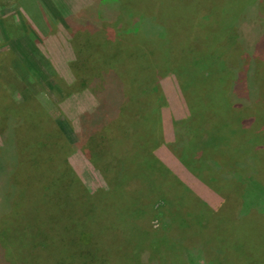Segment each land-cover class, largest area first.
Returning a JSON list of instances; mask_svg holds the SVG:
<instances>
[{
	"label": "rangeland",
	"instance_id": "obj_1",
	"mask_svg": "<svg viewBox=\"0 0 264 264\" xmlns=\"http://www.w3.org/2000/svg\"><path fill=\"white\" fill-rule=\"evenodd\" d=\"M130 1L136 6L145 0ZM182 1L153 0L146 25L157 37L130 33L118 45L123 38L113 34L115 23L102 25L101 39L93 44H87V29L65 26L66 16L92 0H0V88L19 106L9 115L16 117L0 118V264H264V242H255L264 241V0H210L208 11L217 8L212 15L205 7L195 13L189 0L192 25L179 30ZM224 16L230 25L219 30ZM76 34L83 39L78 48ZM143 46L150 92H141L140 106L131 101V108L124 106L112 126L120 142L128 126L139 128L137 159L126 164L117 155L100 162L76 138H83V117L96 111V92L115 76V50L126 62L128 50ZM94 49L107 50L108 67L97 66L95 56L87 63ZM78 59L81 67L74 70L85 79L81 90L72 92L68 84L76 77L70 63ZM86 65L97 66L89 71L100 82L86 81ZM127 66L120 68L125 80ZM127 87L120 82L114 91L128 98ZM48 114L75 140L70 161L59 163L52 179L61 184L68 170L76 169L92 192L66 188L55 197L40 185L27 205L12 177L14 163L4 151L2 133L19 143V133L4 131L6 124L18 129L22 120ZM103 166L116 174L120 167L125 180L137 177L147 188L132 199L134 193L116 183L117 193L107 195L97 189L106 178ZM42 172L47 178L46 167ZM119 195L129 203L125 218L117 210ZM225 198L237 208L216 217L212 210ZM252 210H258L256 220H249ZM245 223L255 226V236L242 245L239 229ZM252 241L254 246L247 243Z\"/></svg>",
	"mask_w": 264,
	"mask_h": 264
},
{
	"label": "trees",
	"instance_id": "obj_2",
	"mask_svg": "<svg viewBox=\"0 0 264 264\" xmlns=\"http://www.w3.org/2000/svg\"><path fill=\"white\" fill-rule=\"evenodd\" d=\"M187 1L189 0L182 1L183 9L185 12H181L180 18L177 21L179 30L185 29L187 28V26L192 25V24L189 25V23H192L191 21L192 17L189 15V13H186L191 11L192 3L191 1H189V3L185 4V2ZM209 1L210 0H193L194 2L193 5L195 6L194 12L195 13L196 11L199 12L201 10V9L199 10V8L201 7L202 8L205 7L206 12H209L208 9L206 8V5L209 3ZM130 3H132V1L130 0L129 1L128 0H92V3L90 5H87L85 8H82L72 13L70 16L64 19L65 26H67L68 29H78V30H80L81 28L87 29V34H89L86 36V39H88L87 44L88 43L93 44L94 41L101 39L100 35L102 34H100V31L102 25H104L106 29V27L111 28L114 23H115V30H113V34L118 39L123 38L122 40L117 41L118 45H123L125 42L124 36H127L130 33H133L134 36L144 35L145 37H152V38L157 37V33L153 32V30H150L146 25L147 20L148 22H150V20L152 21L153 0H150V2H148V0H145L143 2H140L136 6L135 5L131 6ZM214 9L217 8L214 7L212 11L209 12L211 15L214 14L213 12ZM180 10L182 11V9ZM135 13L142 19H139V17ZM127 15L131 17L130 21L129 19L126 18ZM147 16L150 17L147 18ZM227 20L228 19H226V16L220 18L219 30H222V28L223 30L228 29V25H230V23H227ZM141 21H143L144 24L143 22L141 23ZM141 24L147 26V28L149 29L148 30L149 34L146 32L147 30L146 27H144L143 25L141 26ZM150 24L153 27L157 26L152 22ZM132 25L138 27H134L135 28L134 30V28H131ZM259 31L261 32V28ZM75 37H79V36L76 34ZM82 40L83 39L80 38L79 41L77 40L74 41L73 43L78 48V46L81 45L79 42H81ZM110 42L111 41L107 39L105 43L110 44ZM258 46L259 44L256 42L255 49ZM106 49L108 51L112 50L109 46H107ZM106 51L105 50L99 51L97 49H94L93 51H91L90 58L89 59L87 58L86 60L87 63L90 62L93 56H95L97 58L96 61L97 66L100 64L104 66L106 63L105 67H108L107 66L108 54L105 53ZM115 51H117L115 53V60L117 61L116 62L117 64L115 63V65L112 68L115 72V76L111 75L110 77H107L108 79L103 83L105 85L104 89L102 87L100 91L96 90L97 91L96 97L99 100L98 108L94 112L91 110L85 113L83 117L84 121L81 125L83 138H81L78 134L76 138L77 140L82 139L83 141L81 147L90 149V151L93 152L98 159H100L99 160L100 162L110 160L118 155L119 160L122 161V163L126 162V164H130L129 161L132 160L134 161L135 159H137L135 155L136 154L135 152H137V150L135 152H133V150L134 147H136L134 143H137L138 141V135H136L135 133L136 131L139 130V128L128 126L127 130L129 134L127 133V136L120 142V139L117 137V134L115 133V127L117 124L116 117L118 112L124 109V106H126V108H131L129 107L130 101L133 102V104H135V107L136 105L140 106L141 103L139 96L141 92L142 94L150 92V90H148V81L152 77L150 76L151 73L149 72L150 65L148 63L147 65H143L144 61L141 58L142 56L143 57L146 56V54L144 53L147 52V49L144 46L135 47L132 50H128V52L125 55L127 59L126 62L119 61L118 54L120 51L119 50H115ZM258 55L259 53L257 54L253 53V57H255L256 61L259 60ZM77 61L78 62L70 63L72 71H75L74 69H80L82 59L80 60L78 59ZM118 61L123 65L122 64L120 65ZM125 65H128L127 68L129 72L128 75L126 76L127 77L126 80H125V76L120 71V68L124 67ZM97 66L93 67L91 65V67H89V65H86L85 70L82 72V74H84L87 77L86 81L93 78L92 79L93 84L95 82H100L99 79L94 78L89 71L90 68L94 69ZM112 69L110 68L109 70ZM75 73L73 74L76 77V81L72 85L68 84V87L70 88L69 90H71L72 92L80 91L82 86L81 83L84 84L83 79H85V77L81 76L79 72L75 71ZM113 77H116L117 80L115 81ZM124 81L128 84V87L126 89L127 90L131 89V94L129 95L128 98H126L125 93L124 95H121V93L116 95L114 91L115 88H118L120 86V82L121 85L122 83L126 84L124 83ZM77 82H80V86L75 85V83ZM155 84L157 85L156 81ZM156 85H154V87ZM12 99L13 98L9 93L3 92L2 89L0 88V118H4L7 120L10 117H16V116H9V115H13L12 113L14 109L16 110L19 109V106L16 107ZM146 106L148 108L150 105L146 104ZM8 110H10L11 112ZM50 116L51 115L48 114L45 117L38 118L36 121L25 120L24 122L22 120V123L21 125H19L18 128L19 130L15 128L14 123H11L7 128V124H8L7 123L4 128V131L6 129L12 130L14 134L17 131L19 133L18 135V138L20 139L19 143L17 142L14 136L11 137V141H9L5 138L4 132L2 133L3 141H4V151L9 155L12 162L14 163L12 177L15 176V178H17L18 188L23 193L25 200H27V205L28 204L32 205L28 197L32 196L35 186L39 187L41 185L43 188L48 189V191H51L55 197H60V194H62L63 193L62 191H64L66 188H68L70 191L83 192L85 193V195L87 193L89 194L91 191L89 190L88 186H87L88 188L86 187L79 173H76L77 171L76 169H73L75 170V172L72 169H71L72 172L68 170V174H67L68 176L63 180L61 184L60 181L56 182L55 178L52 179L51 173L53 172L55 173L57 169V165L59 163H63V161H65V158H67V160L70 161L69 157L70 154L72 155L73 145L75 140L73 139V132L69 133L68 135L66 130L63 129V125L61 124V122L58 120L56 121V119L53 116L52 117ZM112 126H115L114 129L112 128ZM27 145H29L31 149L28 148ZM73 165H75L74 162ZM75 166L73 167L76 168ZM45 167L48 171L47 178H44V173L42 172L43 168ZM101 170L102 173L106 176V178L105 180H103L104 185L100 186L97 189H99V191L104 190L106 192L105 194L107 195H113V193H117L116 183H118L120 186H124L123 187L124 191H129L131 193L133 192L134 194L132 195V199L136 198L137 196L139 197V194H141L145 190V189L141 190L142 187L147 188V184L146 186H144L145 183L137 177L136 178L130 177L125 180L126 178L125 174L122 173L121 175H119L120 167L118 168L117 174L114 171H109L104 166L101 168ZM98 177L100 178L99 175ZM5 179H6L5 188L8 189L10 188V185H8L9 182L7 183L9 179L8 177ZM111 183H114V185H111ZM121 196L122 195L116 197V203L117 206H119L117 207L118 208L117 210L119 211V214H121L120 217L124 216L125 218L126 215L125 211L127 212L129 203H127L126 199H122L123 197ZM109 197L114 198L115 196H109ZM171 203L175 204L173 201H171ZM236 208L237 205L235 201L225 198L224 201L217 208L218 210L213 209L212 212L216 215V217H218L219 213L226 214L228 212L235 211ZM262 212L264 211L262 210ZM257 213L258 210H252L250 213L249 220H254V219L256 220ZM247 220L248 219L246 218L244 222H246ZM124 221H127V218ZM10 222L13 223L12 220H10ZM8 227L9 226L7 227L4 226V228H8ZM254 228L255 226H252L248 223H245L240 227L239 230L241 232L240 239H242V243H243L242 245L245 244V239H249L250 236H255L253 233ZM255 242L256 244H260L264 241L255 240ZM255 242L252 241L247 243L252 244L254 246ZM263 244L264 243L260 245L263 246ZM242 260H246V258H244L243 256Z\"/></svg>",
	"mask_w": 264,
	"mask_h": 264
},
{
	"label": "crops",
	"instance_id": "obj_3",
	"mask_svg": "<svg viewBox=\"0 0 264 264\" xmlns=\"http://www.w3.org/2000/svg\"><path fill=\"white\" fill-rule=\"evenodd\" d=\"M68 16H70V14ZM68 16H66V17H68Z\"/></svg>",
	"mask_w": 264,
	"mask_h": 264
}]
</instances>
